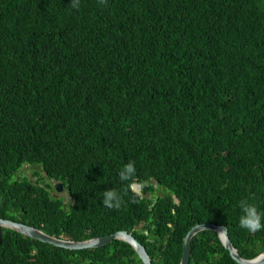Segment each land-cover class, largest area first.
Listing matches in <instances>:
<instances>
[{
  "label": "trees",
  "instance_id": "trees-1",
  "mask_svg": "<svg viewBox=\"0 0 264 264\" xmlns=\"http://www.w3.org/2000/svg\"><path fill=\"white\" fill-rule=\"evenodd\" d=\"M130 160L142 193L108 209ZM25 162L71 202L15 177ZM247 197L264 213V0H0V217L71 240L125 229L152 264H179L197 222L261 252L264 230L238 226ZM78 259L143 264L118 239L72 250L1 230L0 264ZM189 264L239 263L202 230Z\"/></svg>",
  "mask_w": 264,
  "mask_h": 264
},
{
  "label": "water",
  "instance_id": "water-1",
  "mask_svg": "<svg viewBox=\"0 0 264 264\" xmlns=\"http://www.w3.org/2000/svg\"><path fill=\"white\" fill-rule=\"evenodd\" d=\"M55 190L61 192L63 190L62 182H55ZM2 228H8L16 232L21 233L26 237L37 239L41 242L49 243L55 247H61L65 249H85V248H98L106 245L107 243L113 241L114 239L122 240L127 242L136 252L138 257L141 259L143 264H152V259L148 254L146 247L140 243L131 232L127 230H118L113 233L105 234L102 236H96L92 238H86L82 240H71L66 239L61 236L50 235L40 228L32 225L25 224L20 221L11 220L8 218L0 217V234ZM202 230H213L218 235L221 244L226 250H228L229 255L239 264H257L253 258H244L239 254L238 249L233 245L232 241L228 236V229L223 224H216L213 222H203L195 223L183 237L182 242V254L180 257L179 264H189L190 261V241L191 238ZM264 252V249L261 251ZM258 264H264V260L258 262Z\"/></svg>",
  "mask_w": 264,
  "mask_h": 264
},
{
  "label": "clouds",
  "instance_id": "clouds-1",
  "mask_svg": "<svg viewBox=\"0 0 264 264\" xmlns=\"http://www.w3.org/2000/svg\"><path fill=\"white\" fill-rule=\"evenodd\" d=\"M98 3L100 5H106L107 0H98ZM79 7H80V0H70V8L78 10ZM20 168H23V170L28 171V176L27 175L25 176L33 184L39 182L43 186L44 183L49 181L52 184L53 190L55 191V193L59 194L63 191L62 190L61 192H57L54 187L55 182L57 181L62 182V181L57 180V179H52V178H50L51 179L50 181V179L46 177V173L41 169L40 166L25 162ZM31 169H33V171H30ZM16 173L14 175L15 177L17 176L24 177L18 174L16 175ZM38 174H41L42 177H39ZM117 174H118L119 181L124 185V193L122 194L120 191H118L115 188L107 189L103 191L102 193V205L112 210H119L122 207V205L124 204V199H123L124 194L131 192L135 196H139L141 195L142 190L145 186L144 181L137 179V169L135 167L134 161L130 160L127 163L123 164L119 168ZM42 181H44V183ZM42 186L40 185V187ZM64 187L65 186L63 183V189ZM163 189L161 187V192L159 195L163 194L165 190ZM171 199L175 203H179L178 198L174 194H171ZM237 206L240 212V215L238 217V226L241 229L246 230L248 233H251V234L264 230V223H262V219H264V213H261L258 210L257 205L253 202V200L250 197L240 199L238 201ZM253 259L257 261V264H258L259 261L264 260V252H259L257 256L254 257Z\"/></svg>",
  "mask_w": 264,
  "mask_h": 264
},
{
  "label": "flooded vegetation",
  "instance_id": "flooded-vegetation-1",
  "mask_svg": "<svg viewBox=\"0 0 264 264\" xmlns=\"http://www.w3.org/2000/svg\"><path fill=\"white\" fill-rule=\"evenodd\" d=\"M30 171H33V169H31ZM50 181H51V179H50ZM40 185L42 186V184H40ZM51 195L62 197V200L66 205L71 202L70 195L68 194V190L65 187L61 193H59V194L51 193ZM121 230H125V229H121ZM99 236H102V235H99ZM94 237H96V236H94ZM90 238H92V237H90ZM78 262H80V264H96V262H94L92 259H87V260L78 259ZM108 264H111V263H108ZM121 264H124V263H121Z\"/></svg>",
  "mask_w": 264,
  "mask_h": 264
},
{
  "label": "rangeland",
  "instance_id": "rangeland-1",
  "mask_svg": "<svg viewBox=\"0 0 264 264\" xmlns=\"http://www.w3.org/2000/svg\"><path fill=\"white\" fill-rule=\"evenodd\" d=\"M21 175V176H25L27 175L28 176V171L26 170H23V168H20L19 171H17L16 175ZM157 192V190L155 191V193ZM57 194V193H56Z\"/></svg>",
  "mask_w": 264,
  "mask_h": 264
}]
</instances>
